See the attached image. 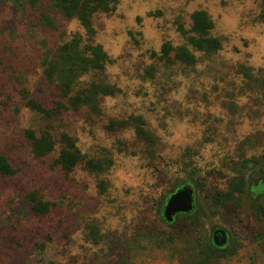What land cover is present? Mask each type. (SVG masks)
I'll return each mask as SVG.
<instances>
[{"label": "rangeland", "instance_id": "obj_1", "mask_svg": "<svg viewBox=\"0 0 264 264\" xmlns=\"http://www.w3.org/2000/svg\"><path fill=\"white\" fill-rule=\"evenodd\" d=\"M196 11L209 16L220 50L193 52L191 66L173 62L174 53L162 61L163 43L185 45L177 26L189 30ZM43 15L56 30L41 24ZM92 26L109 58L98 79L114 94L95 110L58 114L41 60L83 31L50 0H0V156L15 170L0 177V264H193L183 253L185 223L167 227L159 216L184 185L195 194L199 240L221 228L238 246L216 264H264V216L247 202L264 207V188H256L264 180V0H117ZM135 118L151 145L135 135ZM120 122L122 129L108 128ZM28 130L48 133L53 152L34 158ZM62 136L81 158L70 173L54 164ZM87 161L105 169L90 173ZM242 165L245 195L214 206ZM30 193L51 205L48 214L31 211Z\"/></svg>", "mask_w": 264, "mask_h": 264}, {"label": "trees", "instance_id": "obj_2", "mask_svg": "<svg viewBox=\"0 0 264 264\" xmlns=\"http://www.w3.org/2000/svg\"><path fill=\"white\" fill-rule=\"evenodd\" d=\"M50 3L56 14L65 20L76 21L83 31L82 35L76 34L69 42L53 49H47L43 54L40 66L44 80L56 91L58 101L55 103V111L59 114L60 112L77 111L81 107L95 110L99 101L112 96L114 90L98 79L105 72L109 58L103 49L94 43L95 31L92 19L99 14L111 13L117 5V0H50ZM41 24L50 30L57 29L54 21L47 15L42 16ZM212 29L213 24L207 13L204 11L192 13L189 30H185L181 24L177 26L178 34L185 39V45L173 48L169 42L163 43L159 50L161 60L165 62L173 60V62L191 66L195 63L193 52L215 53L219 51L221 44L218 39L211 36ZM171 53H174L172 60L170 59ZM25 105L32 111H43L41 105L31 100H26ZM132 123L135 135L141 141L151 145L153 138L144 130V122L140 118H135ZM125 125L124 122L112 123L108 128L122 129ZM24 137L30 146L31 154L36 159L47 157L54 150L51 136L46 132L35 133L28 130L24 132ZM61 143L65 150L59 153L54 164L63 172L70 173L81 158L67 136L61 137ZM85 168L90 173L102 172L105 169L103 164L92 161L85 162ZM247 170V167L242 165L236 172L237 176L227 183L226 192H217L211 198L214 206L230 205L235 199L245 195L248 183L244 172ZM14 174L15 170L3 156H0V177H11ZM261 175L263 176V173ZM102 187L103 184L100 183L99 188L102 189ZM166 199L162 202L159 211L160 219L167 227H172L178 221L185 223L187 241L184 242L183 253L193 254V264H216L220 260L236 255L238 246L230 240L224 248L214 247L209 238L202 237L199 240L202 226L198 208L195 213L176 216L171 224H166L162 219V208ZM25 202L37 215H46L51 208L48 202L37 198L36 193L28 194ZM247 202L255 212L264 216V207L258 206L256 201L250 198H247Z\"/></svg>", "mask_w": 264, "mask_h": 264}, {"label": "water", "instance_id": "obj_3", "mask_svg": "<svg viewBox=\"0 0 264 264\" xmlns=\"http://www.w3.org/2000/svg\"><path fill=\"white\" fill-rule=\"evenodd\" d=\"M197 210L193 189L184 185L175 190L167 199L162 208V219L166 224H171L176 216L189 215ZM229 241L228 234L221 228H215L211 234L212 245L224 248Z\"/></svg>", "mask_w": 264, "mask_h": 264}, {"label": "flooded vegetation", "instance_id": "obj_4", "mask_svg": "<svg viewBox=\"0 0 264 264\" xmlns=\"http://www.w3.org/2000/svg\"><path fill=\"white\" fill-rule=\"evenodd\" d=\"M263 187L264 188V180L263 179H260L257 184H256V188H259V187ZM264 196V193L263 194H259V196Z\"/></svg>", "mask_w": 264, "mask_h": 264}]
</instances>
